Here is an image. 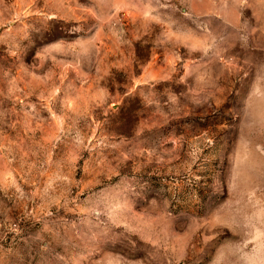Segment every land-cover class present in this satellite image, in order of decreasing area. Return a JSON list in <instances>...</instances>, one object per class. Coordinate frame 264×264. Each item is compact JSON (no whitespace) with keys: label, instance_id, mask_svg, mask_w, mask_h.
I'll use <instances>...</instances> for the list:
<instances>
[{"label":"rangeland","instance_id":"374dc122","mask_svg":"<svg viewBox=\"0 0 264 264\" xmlns=\"http://www.w3.org/2000/svg\"><path fill=\"white\" fill-rule=\"evenodd\" d=\"M0 264H264V0H0Z\"/></svg>","mask_w":264,"mask_h":264}]
</instances>
